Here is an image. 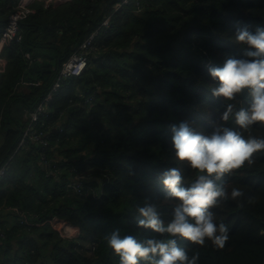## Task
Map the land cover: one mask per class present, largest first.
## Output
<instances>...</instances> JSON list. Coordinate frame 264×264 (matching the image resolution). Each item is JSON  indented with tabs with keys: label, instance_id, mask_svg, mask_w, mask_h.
Masks as SVG:
<instances>
[{
	"label": "trees",
	"instance_id": "16d2710c",
	"mask_svg": "<svg viewBox=\"0 0 264 264\" xmlns=\"http://www.w3.org/2000/svg\"><path fill=\"white\" fill-rule=\"evenodd\" d=\"M119 1L34 3L20 23L22 39L2 50L0 166L18 145L26 113L75 47L95 32L86 69L65 79L49 104V146L34 143L30 151L17 152L0 180V264H119L105 235L116 229L138 239L157 235L138 227L133 215L146 199L165 220L173 209L158 175L178 167L185 186L196 178L176 159L170 127L188 122L205 134L216 124L236 127L220 114L229 102L237 110L247 107L246 95L237 101L213 96L218 81L208 69L222 67L229 55L243 56L236 28L264 27V0H129L115 9ZM10 2L0 0L9 4L6 20ZM106 17L108 25H102ZM95 121L102 124L99 130ZM252 134L264 136V126ZM254 161L225 178L229 192L239 187L246 198L213 209L230 237L223 249L190 245L189 255L199 252V264H264V153ZM76 173L101 180L81 181L78 194L68 186ZM87 187L100 188L99 194ZM8 206L40 224L21 221ZM52 216L77 227L78 236H62L46 221Z\"/></svg>",
	"mask_w": 264,
	"mask_h": 264
},
{
	"label": "clouds",
	"instance_id": "9594fccd",
	"mask_svg": "<svg viewBox=\"0 0 264 264\" xmlns=\"http://www.w3.org/2000/svg\"><path fill=\"white\" fill-rule=\"evenodd\" d=\"M235 42L245 47L243 56L229 55L222 67H209L211 77L218 81L211 91L224 101H237L246 95L247 107L237 110L229 102L220 114L221 121L233 120L236 127L216 124L207 134L195 131L188 122L170 127L176 159L194 170L196 178L185 186L178 167L158 175L173 209L165 220L156 204L146 199L143 205L135 206L133 215L138 227L157 235L138 239L122 236L119 229L105 235L119 264H199V252L189 255L190 245L205 247L210 243L223 249L228 242L230 229L224 222L217 223L213 209L229 200L243 201L246 194L239 187L229 192L225 178L245 164H253L257 153H264V136L252 134L255 126H264V27L258 26L255 32L247 26L237 27ZM254 200L247 196L249 204Z\"/></svg>",
	"mask_w": 264,
	"mask_h": 264
},
{
	"label": "built area",
	"instance_id": "2783aa9c",
	"mask_svg": "<svg viewBox=\"0 0 264 264\" xmlns=\"http://www.w3.org/2000/svg\"><path fill=\"white\" fill-rule=\"evenodd\" d=\"M62 2L66 0H11L10 2V13L7 17L6 23L4 27L0 30V62L3 59L2 50L4 46L9 45L12 42H19L23 37V32L19 24L25 19L31 12L34 11L33 4L41 3L44 7L49 6L54 2ZM129 0H121L114 5L115 9L121 8L123 5L127 4ZM136 5L139 3L136 1ZM109 17H106L102 25H108ZM95 32L90 34L85 40H83L71 53V55L61 64L58 73L55 79L52 82V85L48 92L37 102V104L29 110L26 117V124L22 130L21 136L19 138L18 145L13 153L9 156L7 161H5L0 166V180L2 179L5 170L7 168L8 162L13 158V156L19 152L20 150H28L30 151L31 144H38L43 149H46L49 146V140L47 138L48 132L45 130V119L47 115L50 113L49 104L52 101L53 96L59 90L62 82L69 77H76L83 73V71L87 67L88 55H89V47L92 42V38ZM2 55V56H1ZM29 58V53L26 54ZM93 100V96H88L85 99V102L91 104ZM40 161L47 168L48 161L45 153H40ZM90 177V175H80L76 173L73 176V181H71L68 186L72 188V190L78 194L82 193L81 181L83 178ZM92 177V176H91ZM101 179L99 178V181ZM99 189L97 187H87L86 192L91 191L94 195L99 194ZM2 207L0 208L1 211ZM7 210L13 211L16 213L21 221L26 222L29 225H38L40 222L30 221L27 219L26 215H24L17 207L8 206ZM50 225L57 230L62 236L65 237H74V233L69 232V228L71 225L69 222L65 220H59L55 216H52L46 219ZM74 227V226H73ZM0 236H2V232H0Z\"/></svg>",
	"mask_w": 264,
	"mask_h": 264
},
{
	"label": "crops",
	"instance_id": "0c3cea01",
	"mask_svg": "<svg viewBox=\"0 0 264 264\" xmlns=\"http://www.w3.org/2000/svg\"><path fill=\"white\" fill-rule=\"evenodd\" d=\"M1 3H3V2L1 1ZM7 6H9V4H7V5L5 3L3 5L0 4V30L4 27V25L6 23ZM3 59L4 60H2L0 62V71H3L6 67V60L4 57H3ZM0 140H1V137H0ZM73 233H74V237H77L78 233H79V229L77 227H75V230L73 231Z\"/></svg>",
	"mask_w": 264,
	"mask_h": 264
},
{
	"label": "water",
	"instance_id": "95a60500",
	"mask_svg": "<svg viewBox=\"0 0 264 264\" xmlns=\"http://www.w3.org/2000/svg\"><path fill=\"white\" fill-rule=\"evenodd\" d=\"M74 48V47H73ZM95 124L97 125V129L99 130L100 127L102 126L101 123L95 121ZM83 181L84 182H92V181H95V182H99V178L97 176H90V177H86V178H83Z\"/></svg>",
	"mask_w": 264,
	"mask_h": 264
},
{
	"label": "rangeland",
	"instance_id": "374dc122",
	"mask_svg": "<svg viewBox=\"0 0 264 264\" xmlns=\"http://www.w3.org/2000/svg\"><path fill=\"white\" fill-rule=\"evenodd\" d=\"M74 230H75V227L70 226V228H69V232L72 233ZM83 247H84L85 249L88 248V247H87V244H86L85 246H83Z\"/></svg>",
	"mask_w": 264,
	"mask_h": 264
},
{
	"label": "bare ground",
	"instance_id": "6f19581e",
	"mask_svg": "<svg viewBox=\"0 0 264 264\" xmlns=\"http://www.w3.org/2000/svg\"><path fill=\"white\" fill-rule=\"evenodd\" d=\"M19 26H20V24H19ZM80 174V173H79ZM80 175H82V174H80Z\"/></svg>",
	"mask_w": 264,
	"mask_h": 264
}]
</instances>
